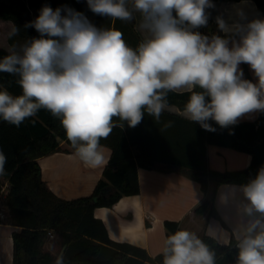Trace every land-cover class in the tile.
I'll return each instance as SVG.
<instances>
[{
	"label": "clouds",
	"instance_id": "clouds-1",
	"mask_svg": "<svg viewBox=\"0 0 264 264\" xmlns=\"http://www.w3.org/2000/svg\"><path fill=\"white\" fill-rule=\"evenodd\" d=\"M86 2L112 21L129 22L139 13L146 37L133 48L115 27L98 28L67 6L44 5L26 25L39 36L0 59V73L18 77L21 89L19 95L0 90V120L19 128L46 110L60 120L76 155L99 167L106 163L100 141L117 126L113 118L136 127L146 112L158 122L170 92H189L186 117L208 131L216 130L209 121L227 128L245 114L264 112V19L232 28L217 16L224 35L208 36L196 29L208 25L212 0H131V7L129 0ZM16 34L14 28L10 36ZM241 64L255 83L244 78ZM7 162L0 149V175ZM229 199L239 217L235 264H264V165L246 184L221 192L222 204ZM162 256V264H216L215 251L186 229L166 237ZM54 264H65L62 253Z\"/></svg>",
	"mask_w": 264,
	"mask_h": 264
},
{
	"label": "trees",
	"instance_id": "trees-1",
	"mask_svg": "<svg viewBox=\"0 0 264 264\" xmlns=\"http://www.w3.org/2000/svg\"><path fill=\"white\" fill-rule=\"evenodd\" d=\"M255 1L261 8L264 19V0ZM32 2L48 5L53 9L62 2L83 13L89 21L94 14L88 8L86 0ZM0 18L12 20L18 30L17 35L22 38L32 37L36 33L34 28L26 26L29 22L23 14L6 0H0ZM128 24L133 30L135 18ZM213 34L224 35L216 26L203 32V35ZM8 54L9 50L0 47V59ZM17 80L18 77L0 73V90L7 89L13 95L21 94ZM188 96V91L170 92L167 103H175L184 109ZM183 120L192 124L203 138L204 144L230 146L252 154L251 163L240 169L210 168L205 151L201 153V163L191 164L192 176L201 183L205 192L209 191L211 183L214 184L212 197L197 206L196 212L204 213L208 210L209 216L220 218L215 206L217 188L224 183L246 184L250 178L255 177L258 168L264 165V112H259L254 120H238L235 125L227 128L209 121L216 129L214 132L205 130L199 123L189 119ZM113 123L117 126L112 133L107 139L100 141L112 149L103 176L91 194L67 199L58 197L50 189L43 179L39 162V157L61 150L62 140L70 144L60 120L43 109L35 117L25 120L19 128L0 120V149L8 161L5 173L0 175V192L7 179L10 184L7 194L10 217L14 224L21 227L12 232L13 264H54L55 256L44 249V242L52 230L62 235L65 264H152L163 261L162 253L152 257L142 246L111 238L104 221L95 216V209L113 206L121 197L139 193L138 167L153 168L157 160L178 166L188 165L190 162L176 152H152L148 141L140 135H134L126 121L113 118ZM165 226L167 236L181 230L176 220L166 219ZM197 236L215 251L216 264H235L237 250L234 236L228 244L220 243L208 234Z\"/></svg>",
	"mask_w": 264,
	"mask_h": 264
},
{
	"label": "crops",
	"instance_id": "crops-1",
	"mask_svg": "<svg viewBox=\"0 0 264 264\" xmlns=\"http://www.w3.org/2000/svg\"><path fill=\"white\" fill-rule=\"evenodd\" d=\"M212 2L215 8L206 10L210 13V23L206 27L196 29L202 34L211 26H216L218 29L215 22L217 16L222 17L232 28L254 19H263L262 10L255 0H212ZM134 15L133 31L141 42L146 37V33L139 30V13ZM92 17L94 14L90 17L91 23ZM102 22L103 18L100 16L97 25H102ZM123 23L128 24V22ZM240 68L244 72L245 79L256 82L247 64H241ZM258 115L259 112L248 113L238 120H254ZM183 119L188 120L184 109L175 103H168L158 122L145 112L141 123L131 127V130L134 135H140L148 141L152 152L159 154L176 152L190 164L178 166L157 160L153 168L138 167L139 193L125 195L113 206H100L95 209V216L104 221L111 238L142 246L152 257L162 253L164 241L168 237L166 219L178 221L180 229H186L197 235L208 234L225 244L230 243L233 236L235 238L233 229L239 221L235 201L229 199L227 204H222L220 194L227 191L229 186L243 184L224 183L217 188L215 206L220 218L209 216L208 210L198 213L197 206L212 197L214 184L211 183L209 191L205 192L201 183L193 178V169L190 166L192 163L202 162V151H205L208 166L218 170L244 168L251 163L252 154L230 146L204 144L203 138L192 124ZM169 122L171 126L166 127ZM101 145L106 163L99 167L86 165L66 140L61 141V150L39 157L43 179L55 195L71 199L93 192L103 176V170L112 152L109 146ZM20 228L12 220L0 221V264H13L12 232ZM51 232V236L44 243V249L50 251L56 258L64 249L63 238L60 232L56 230ZM58 245L61 250L57 254L55 249Z\"/></svg>",
	"mask_w": 264,
	"mask_h": 264
},
{
	"label": "rangeland",
	"instance_id": "rangeland-1",
	"mask_svg": "<svg viewBox=\"0 0 264 264\" xmlns=\"http://www.w3.org/2000/svg\"><path fill=\"white\" fill-rule=\"evenodd\" d=\"M6 2L11 4L20 13H22L27 22H31L35 20V18L39 15L40 9L43 7L42 4L33 3L32 0H6ZM63 6H67V5H65L62 2H59L57 8ZM99 17L100 16L96 14H94V17H92V23L96 25L98 28L115 27L116 29L121 30L124 34L125 41L129 44V46L133 48H135L140 43L139 39L137 38L134 31L132 30V27L129 24L124 25L123 21H119V20L112 21L111 18L102 16L103 18L102 25H97V19ZM14 28L15 25L12 20H5L0 18V47L11 49L13 47L17 48L18 45L17 49L19 50V46L31 40L33 37L39 36L37 32L35 33L34 36L29 38H22L17 34L10 36V33ZM11 220L12 218L9 217L4 221H11ZM49 236H51L50 233ZM60 250H61L60 245H58V248L55 249V252L58 254Z\"/></svg>",
	"mask_w": 264,
	"mask_h": 264
},
{
	"label": "built area",
	"instance_id": "built-area-1",
	"mask_svg": "<svg viewBox=\"0 0 264 264\" xmlns=\"http://www.w3.org/2000/svg\"><path fill=\"white\" fill-rule=\"evenodd\" d=\"M210 23V20L208 21V24ZM9 181L7 179H5L2 188H1V192H0V221H4L7 218H9L11 216L10 214V210L7 204V194L9 191ZM50 234H52L51 231H49ZM152 264H162V262H154Z\"/></svg>",
	"mask_w": 264,
	"mask_h": 264
}]
</instances>
